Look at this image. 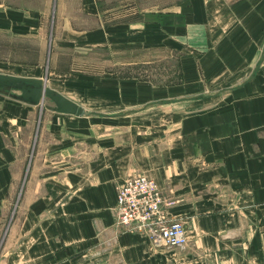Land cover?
Listing matches in <instances>:
<instances>
[{"label":"crops","instance_id":"crops-1","mask_svg":"<svg viewBox=\"0 0 264 264\" xmlns=\"http://www.w3.org/2000/svg\"><path fill=\"white\" fill-rule=\"evenodd\" d=\"M69 1L54 0L56 21L79 35L62 38L114 55L169 46L186 86H217L185 96L174 88L170 106L154 109L163 91L136 82L128 92L140 103L111 114L72 97L78 82H47L98 113L75 115L0 83V264H264V0H158L107 26L113 9L100 0H73L77 11ZM25 6L0 1V24L44 21ZM85 19L96 24L75 30ZM135 175L174 201L165 209L183 221L185 245L158 246L116 225L117 186Z\"/></svg>","mask_w":264,"mask_h":264},{"label":"rangeland","instance_id":"rangeland-1","mask_svg":"<svg viewBox=\"0 0 264 264\" xmlns=\"http://www.w3.org/2000/svg\"><path fill=\"white\" fill-rule=\"evenodd\" d=\"M0 1L7 5L8 1L13 4H25V7L34 12L44 13V21L35 22L33 28L22 25L15 28V25L0 24V69L8 67L5 74H39L43 77L47 75L46 82L55 87H61L69 81L78 82L81 84L79 94L71 92L72 97H76L88 109L113 114L121 109L136 106L140 102L132 100L133 96L128 92L134 89L132 86L134 87L136 82H146L147 85L151 84L155 91H163V97H159L163 101H160L161 105H155L154 109L170 106L166 103L168 97L165 93H173L174 88H178L179 93L185 96L195 92L212 91L217 86H214L213 81H201L197 86H186L181 55L170 53L169 46H163L159 50L149 49L145 52L114 55L106 48L91 47L73 39L62 38L63 35L72 37L79 34H69V31L63 28L66 23L56 21L59 12L56 14L54 10V0H49L48 6L45 4L47 0ZM72 1H69V9L80 10L79 6L73 7ZM100 1L102 11L113 9V13L110 10L109 19L101 23L107 26L117 23V18L128 20L142 17L143 9L152 8L150 3L158 0H139L138 5V0H117L118 3L113 7L107 5L106 0ZM95 24L87 19L73 23L75 30H88ZM93 119L104 121L109 118Z\"/></svg>","mask_w":264,"mask_h":264},{"label":"built area","instance_id":"built-area-1","mask_svg":"<svg viewBox=\"0 0 264 264\" xmlns=\"http://www.w3.org/2000/svg\"><path fill=\"white\" fill-rule=\"evenodd\" d=\"M173 203L155 179L146 175L129 177L117 186L116 225L143 233L158 246L185 245L188 237L183 221L171 218L165 209Z\"/></svg>","mask_w":264,"mask_h":264},{"label":"water","instance_id":"water-1","mask_svg":"<svg viewBox=\"0 0 264 264\" xmlns=\"http://www.w3.org/2000/svg\"><path fill=\"white\" fill-rule=\"evenodd\" d=\"M264 57V49L260 57V62ZM257 69V67H256ZM0 83L10 85L15 89L21 90L20 96L25 100L41 104L46 98L51 99L56 104V110L62 113H71L75 115H92L98 114L94 111L86 110L81 104L73 101L51 88L43 77L18 76L13 74L0 73ZM16 96H19L18 94ZM132 110L124 111L122 114L133 112Z\"/></svg>","mask_w":264,"mask_h":264}]
</instances>
